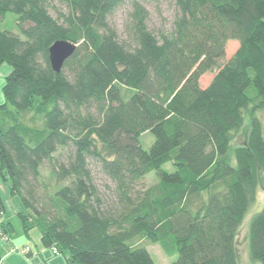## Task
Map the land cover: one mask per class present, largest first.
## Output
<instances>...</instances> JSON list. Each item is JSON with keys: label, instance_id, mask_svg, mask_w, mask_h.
<instances>
[{"label": "trees", "instance_id": "obj_1", "mask_svg": "<svg viewBox=\"0 0 264 264\" xmlns=\"http://www.w3.org/2000/svg\"><path fill=\"white\" fill-rule=\"evenodd\" d=\"M58 1L68 13L54 19L48 0H0L19 34L0 30V65L11 70L0 180L21 203L24 234L37 229L66 264H154L155 245L178 256L172 264H238L236 233L264 176V0H169L174 29L160 37L146 26L148 0ZM124 5L125 41L107 22ZM57 41L76 46L60 73L49 64ZM227 41L238 49L221 64ZM90 163L113 199L99 195ZM148 175L156 184L135 191ZM0 214L9 239L1 193ZM248 244L251 264H264V208Z\"/></svg>", "mask_w": 264, "mask_h": 264}, {"label": "rangeland", "instance_id": "obj_2", "mask_svg": "<svg viewBox=\"0 0 264 264\" xmlns=\"http://www.w3.org/2000/svg\"><path fill=\"white\" fill-rule=\"evenodd\" d=\"M49 14L57 19L58 13L67 14L68 8L65 5H62L58 0H48ZM144 7L147 11V21L146 26L147 29L152 32L156 37H160L162 34H168L173 32L174 22L177 16V9L174 7L173 3L169 0H148L144 3ZM131 9L128 5H124L110 14L107 18V22L110 28H112L115 32H117L118 38L121 40H126V32L127 26L129 24V14ZM16 16L12 13H3L0 16V30L10 32L16 35L18 34L17 26H16ZM238 49V43L235 41H227L225 44V56L221 64H225L228 62L231 57L235 54ZM214 74L207 73L200 78V87L202 89L208 87L211 80L213 79ZM261 120L263 122L264 129V114L260 113ZM28 126H32V124L27 122ZM154 137L150 133H146L141 136L140 143L144 150L148 151L153 144ZM237 143L235 142L234 145ZM64 153V152H63ZM61 153L58 158L59 162L66 163L67 153ZM90 169L92 174V179L94 185L97 187L99 195L104 199H113L114 198V185L109 181V179L101 173L98 167L94 166L90 163ZM42 176L44 179L48 177V166H44L42 168ZM157 180L153 175H148L143 180L137 182L134 186L135 191H143L148 189L149 187L155 185ZM260 185L255 201L250 205L248 212L243 220V223L238 228L236 233V251L238 255V264H251L250 255H249V244H248V233H249V224L254 215L259 213L264 208V176L260 179ZM9 182L1 183L0 185V193L5 204V220L11 224L13 232L10 234L12 246L10 248V253L13 248H18L19 250H24L25 248L31 249L34 253V259L38 262V264H48L50 260H54L58 264H66V258L68 257L67 253H58V255H54L52 248H44L41 246L39 241V232L37 229L30 230L28 235L26 236L23 232L22 225L20 220L17 218V214L21 209V203L17 198H11L8 193ZM42 194V192H40ZM5 242H9L5 241ZM144 242H142V245ZM26 245V246H22ZM40 248L42 252V259L39 254H36V250ZM147 251L150 254L154 264H172L177 261L178 256L175 254L171 257L166 256L161 248L157 245L147 247ZM44 252V253H43ZM43 253V254H42ZM15 255H18L23 258L30 256L31 252L29 250L28 254L14 252ZM25 259V258H23ZM32 260V262H33ZM26 261V260H25Z\"/></svg>", "mask_w": 264, "mask_h": 264}, {"label": "crops", "instance_id": "obj_3", "mask_svg": "<svg viewBox=\"0 0 264 264\" xmlns=\"http://www.w3.org/2000/svg\"><path fill=\"white\" fill-rule=\"evenodd\" d=\"M10 71L11 70L7 65H5V64L0 65V105L3 104L2 89L4 86L5 78L10 74ZM0 185H1V180H0ZM8 238H9L8 239L9 242H5L3 240H0V256H1L0 264H38L36 259L33 260L34 259L33 258L34 253L32 252L31 249H29L31 252L30 256H28V258L23 257L25 259H23L21 257V255L18 256V255H15L14 253H10L9 251H10V248L12 246V242H11L10 236H8ZM22 246H26V245H22ZM41 252H42V250H40V248H38L36 250V254H39L38 257H40L43 261L44 258H42V255L40 254ZM32 260H33V262H32ZM48 264H58V263L54 259V260H50Z\"/></svg>", "mask_w": 264, "mask_h": 264}, {"label": "water", "instance_id": "obj_4", "mask_svg": "<svg viewBox=\"0 0 264 264\" xmlns=\"http://www.w3.org/2000/svg\"><path fill=\"white\" fill-rule=\"evenodd\" d=\"M76 46L67 41H57L49 49V64L53 72L60 73L65 62L74 54Z\"/></svg>", "mask_w": 264, "mask_h": 264}, {"label": "built area", "instance_id": "obj_5", "mask_svg": "<svg viewBox=\"0 0 264 264\" xmlns=\"http://www.w3.org/2000/svg\"><path fill=\"white\" fill-rule=\"evenodd\" d=\"M2 225H3V218H2V215L0 214V240H3V241H8L7 238H5V236H3V232H2ZM53 250V254L54 255H58V252L56 249H52ZM14 252H19V253H24L25 255L28 254L29 252V249L25 248L24 250H19L18 248H13L11 250V253H14Z\"/></svg>", "mask_w": 264, "mask_h": 264}]
</instances>
